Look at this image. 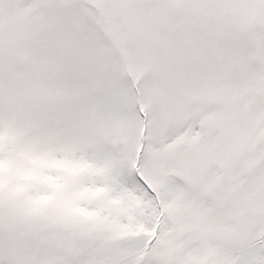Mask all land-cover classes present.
Masks as SVG:
<instances>
[{
  "label": "snow or ice",
  "instance_id": "6c2138e0",
  "mask_svg": "<svg viewBox=\"0 0 264 264\" xmlns=\"http://www.w3.org/2000/svg\"><path fill=\"white\" fill-rule=\"evenodd\" d=\"M0 264H264V0H0Z\"/></svg>",
  "mask_w": 264,
  "mask_h": 264
}]
</instances>
